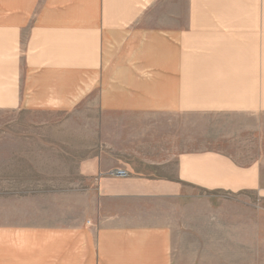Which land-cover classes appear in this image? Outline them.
<instances>
[{
  "label": "crops",
  "instance_id": "obj_1",
  "mask_svg": "<svg viewBox=\"0 0 264 264\" xmlns=\"http://www.w3.org/2000/svg\"><path fill=\"white\" fill-rule=\"evenodd\" d=\"M181 1L0 0V264H258L264 0Z\"/></svg>",
  "mask_w": 264,
  "mask_h": 264
},
{
  "label": "rangeland",
  "instance_id": "obj_2",
  "mask_svg": "<svg viewBox=\"0 0 264 264\" xmlns=\"http://www.w3.org/2000/svg\"><path fill=\"white\" fill-rule=\"evenodd\" d=\"M183 1L184 0H182L181 3H183ZM9 118L10 117H7L6 114H4V122L6 119H9ZM21 119H23V118H21ZM211 123H212V121H211ZM212 124H214V123H212ZM0 132H1V113H0ZM0 151H1V144H0ZM0 156H1V154H0ZM24 162L30 163V164L40 163V161H24ZM5 163H6V161L4 160V162H3V160L0 157V187L2 184L6 185V178H9L5 175L6 168H5V166L3 167V164L5 165ZM51 170H53V169H51ZM22 171H24V175H23ZM42 171L44 173H42ZM47 171H48V169H46V168H43V169L37 168V167H29V168H24V169L21 168L20 178H21L22 182H23V180L25 181V179L26 180H41V179H49V178L50 179L58 178V177H55V175H53V174L52 175L47 174ZM126 175H124V176H126ZM1 212H2V210L0 209V220H2V213ZM70 215L71 216L80 215V209L73 211ZM75 220L76 219L74 217H69V216L55 218L56 222H64V223H71ZM249 258L255 259L258 264H264V254L262 256H257V257L251 256Z\"/></svg>",
  "mask_w": 264,
  "mask_h": 264
},
{
  "label": "built area",
  "instance_id": "obj_3",
  "mask_svg": "<svg viewBox=\"0 0 264 264\" xmlns=\"http://www.w3.org/2000/svg\"><path fill=\"white\" fill-rule=\"evenodd\" d=\"M117 174L124 176L127 172L125 170H118Z\"/></svg>",
  "mask_w": 264,
  "mask_h": 264
}]
</instances>
